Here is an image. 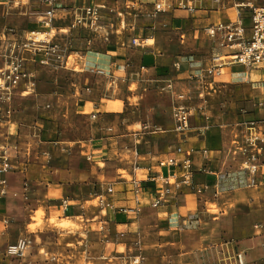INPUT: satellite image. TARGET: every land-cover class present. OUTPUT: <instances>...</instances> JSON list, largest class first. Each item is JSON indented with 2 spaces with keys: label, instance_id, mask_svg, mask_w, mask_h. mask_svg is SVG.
Returning <instances> with one entry per match:
<instances>
[{
  "label": "rangeland",
  "instance_id": "rangeland-1",
  "mask_svg": "<svg viewBox=\"0 0 264 264\" xmlns=\"http://www.w3.org/2000/svg\"><path fill=\"white\" fill-rule=\"evenodd\" d=\"M194 1L196 4L199 3V0H175L174 3L172 0H160L155 3L152 12L159 11L162 13L157 24V38L152 39L151 37L143 36L134 38L137 43L134 44L132 42V45L136 51L139 52L148 47H155L157 43H161L162 39L165 38L164 36L167 38L169 34L173 35L167 26L168 24L170 26V19L168 20L167 13L174 6H189V3ZM207 1L215 3L214 0ZM131 4L128 11L131 12L130 17H133L141 9L134 5V0H131ZM57 6L58 4H56V17L67 14L65 12L58 13ZM90 7L99 9L95 19L93 18L95 23L85 22L84 26L80 24L72 27L77 17L84 16L83 10L72 20L71 24L63 29L61 36L68 34L73 29L83 28L95 33L97 38H106L109 35V31L102 29L105 19L102 12H116L117 8H119V16L122 15L120 27L122 28L125 25L124 20L127 15L123 11L125 7L124 0H120L117 4L113 3V7L109 8L106 7L105 2ZM44 9L45 5L42 0H0V145L8 149L12 164L11 169L6 174L9 193L2 201L0 214L5 211L3 205H5L8 197L17 200V204H19L17 214H20L22 205L26 206V220L23 221L22 217H20V220H16V223L24 222L19 225L18 236H21V239L29 240V244L22 256L13 259L4 258V260H8V264H21V260H23L22 264H58L50 259L51 255H57L61 258L59 263L62 264H135V258L139 260L137 264H215V262L219 264H264V202L254 197V191L257 192V189L264 190V181L258 176L259 164L254 159V157L258 158L264 152V104H256L251 100L245 101L240 94L238 95L243 87H240L237 92V90H234L233 85L211 84L210 93H207L201 99L196 97L191 101L196 105L199 102L198 100H200L199 106L195 107L199 111H207L210 123L215 125L213 128L214 136H209V138L211 137L210 144L212 148L215 150V147L222 139L224 140V147L222 148L221 146V150L210 154L206 152L207 157L209 155L212 158L211 165L208 166L212 171L211 173L192 172L194 177L193 186L190 187L191 191L188 195L182 198L184 205L182 212L189 216L188 222H190L185 232L162 230L156 221L155 210H153L142 218L140 224L136 222L132 226L136 229L130 231L129 228H122L125 233L118 237V241L114 240L116 238L114 236L109 237L111 241L108 245H105L107 247L106 250L102 249L103 245L100 243H95L91 248L83 251L82 248L76 247L72 241L84 243L85 235L83 232L86 218L83 216L78 217L79 223L72 222L69 219L59 220V217L65 213L66 208L68 211L73 206L82 209V207L78 206V202L68 197V193V196L63 195L57 185L48 191L46 189L47 183L39 184L41 190L35 198L33 196L30 198L25 192L18 194V192L12 190L13 183H10L9 178L12 171L16 168L12 160L14 151L10 148L11 143L17 142L18 138H20L21 142H27L30 145L39 143L40 139L43 140L45 137L39 131L42 127L40 126L41 123L37 124V122L45 115L51 113L41 103L44 100L40 101L35 94L40 89L53 91L54 88L51 85L48 87L47 84H53V77L56 75L59 76V79H62V83H59L62 85L60 89L65 92L64 88L70 89V79L75 82L77 77H82L83 73H85L83 68L77 65V60L82 59V56L73 53H70L71 55L68 54V51L62 47L65 45L64 40L57 41L58 31L56 26H54L52 33L49 35V45L56 47L55 56L59 60L52 61L50 64L41 63L40 54L42 51L39 49L44 48L36 44L31 46V50L24 49L21 54L19 53L23 61L24 75L18 77L17 83L13 84L5 78L4 71L8 68L7 55L9 54V48L17 47L18 43L23 41L25 37L30 38L32 31L37 33V30H43L41 29L40 19ZM165 32L167 33L164 35ZM120 34L123 36V31ZM175 35L178 37L174 42L175 46L170 49L159 46V49L156 50V56L164 64L167 63L168 59L173 58L171 65L173 73L181 69L179 63H175L174 60L178 55L183 56L179 61L184 63L189 61L202 62L204 64L210 58L211 47L209 44L191 41L186 47H183L179 39L180 35ZM52 46L48 47L52 48ZM69 49L71 48L69 47ZM28 56H33V59L30 60L27 58ZM29 63H31L30 66ZM27 66L29 67L27 68ZM53 66L58 68L53 69ZM91 70H94V68ZM250 70L255 80L264 79V65L260 68H251ZM142 71L138 70L136 76L128 84L125 81H120L126 78L125 74L119 75L120 77L113 80L104 72L97 70L95 73L104 74L99 86L101 89H105L109 99L110 97L116 99L115 101L118 103L117 111L122 107L123 100L121 98L126 95V91L133 93L143 91V102L139 101L137 97H131L132 105L146 104V116L157 112H167L164 117L170 119L169 115L173 113L175 100L179 101L181 93L172 95L173 86L170 88L169 82L167 85L165 83V85H159L161 87L155 84L156 69H154L153 64H149ZM205 73L208 77H212L207 70H205ZM246 85L243 84L244 87ZM165 87L167 89H164ZM249 87L252 89L253 94L255 89L258 88L256 97L259 102L262 101L264 85L257 84L254 86L250 82ZM178 88L182 91L186 90L187 84L184 83ZM219 89L223 93L221 96ZM184 95L186 99L179 102L188 106L191 109L192 116L198 119V112L188 105L190 104L188 96L185 93ZM63 106L67 108V114L64 113L66 110H61L63 112L61 124L64 130L67 133L70 131L75 141H78L80 135L76 128V121L72 114L73 110H71L72 107L69 100L65 101ZM45 108L46 110H44ZM252 113L254 115H251ZM96 114H91L89 120L83 121L82 124V128H91L89 131L94 141L82 143L83 148L78 153L90 164L91 174L96 181L93 182L95 192L88 197L76 196L81 199L83 207L87 209L92 207L100 208L97 194L102 191L107 194L108 188L112 187L114 193L109 195L110 197L107 195L109 198H116L117 201H131L126 204L127 206L123 207H135L134 194H127V192L134 189V179H140L136 176L137 174L134 175V169L136 165L139 166L140 169L136 172L139 174L142 173V169H151L150 165L143 166L142 162L144 159L140 158L137 146L152 140L153 150L157 152L160 149L156 140L160 135L170 133L174 136H180L188 133L191 129L186 133L177 132L174 119L175 125L171 127V131L161 132L160 129L154 128L145 118L144 122L130 127V130L133 131L132 134L136 135H132L127 143L122 131L124 123L122 116L114 117L111 128L102 132V119L98 118ZM202 117L206 118L205 116ZM148 119L150 120V117ZM145 125H148L147 129H145ZM100 131L102 136L111 138L112 151L110 154L107 153L108 157L106 156L107 142L101 139ZM222 133L223 138L221 137ZM115 136L122 137L124 150L117 148L119 143L116 138H113ZM159 166H153L154 172H158ZM184 168L182 167L181 171L177 172L179 180L182 179ZM190 169L192 170L191 166ZM218 173H220L221 177H218ZM128 185H131L130 188L127 187ZM181 186L182 188L178 191L185 189V185ZM52 198L53 200L50 201L49 199ZM48 204H52L55 210L46 211ZM117 204L119 203L117 202ZM149 205L153 207L151 203ZM143 206L144 203L141 208ZM107 211H110V209H107ZM104 212L100 208V213L97 215ZM139 213L136 211L137 218H139ZM232 221L237 227L234 237L236 236L240 239L250 238L249 244L241 245L239 251L236 250L234 244H227L232 241L230 236ZM8 224V222H4L3 226H0L2 229L0 233L1 247H7L8 245L6 241L8 233L4 231ZM15 229L12 233L16 231ZM60 229H70V233L77 235L75 240L67 241L68 245H72L73 251L67 252L66 249H61L63 242L56 245L54 238L48 237L47 231L56 232L60 231ZM129 233L132 235H129ZM224 233H228V235ZM94 237H97V235L93 234ZM58 246V250L56 252L53 251ZM238 253L242 255V262L238 260ZM46 260L50 261L46 262Z\"/></svg>",
  "mask_w": 264,
  "mask_h": 264
},
{
  "label": "crops",
  "instance_id": "crops-1",
  "mask_svg": "<svg viewBox=\"0 0 264 264\" xmlns=\"http://www.w3.org/2000/svg\"><path fill=\"white\" fill-rule=\"evenodd\" d=\"M119 1L120 0L57 1V12H65L67 14L56 17L55 26L58 31L56 39L57 41L64 40L65 45L61 46L68 51L69 55H71L70 53H73L82 56V59L77 60V65L81 66L85 73H83L82 77H77L75 82L70 79V89L64 88L66 90L65 92L60 89V86L62 85L59 83H62V79H59V76L57 75L53 77V84H47L48 87L51 85V87L54 88L53 91L50 89H40L35 95H37L40 101L44 100L41 101V103L44 107L48 108L47 110L51 111L49 114L50 116L45 115V117H42L37 122V124L41 123L40 126L42 127L39 131L43 133V137L45 138L43 140L40 139V142L34 145H30V143L27 142H21L20 138H18L17 142L11 143L10 145V148L14 151L12 160L15 165L14 167L16 168L12 171L9 178L10 183H13V186L11 184L13 191L18 192V194H23V192H25L30 198L32 196L35 198L39 195L41 190L39 184L47 183L46 189L48 191L53 186L57 185L61 189L63 195L68 196L69 194L68 197L78 202L80 208L82 207V209H78L73 206L70 211L66 208L65 213L59 217V220L69 219L72 222L79 223L80 221L78 220V217L83 216L86 218L84 223L85 229L83 232L85 235L84 243H81L80 241H72L76 247L82 248L83 251L91 248L95 243H100L103 245L102 249L106 250L107 247L105 245H108L111 241V238L109 237L114 236L116 237L114 240L118 241V237L125 233L122 228H129L130 231L136 229L132 226L136 224V222H139L140 224L142 218L153 210H155L158 225L164 231L185 232L188 225H190V222H188L189 216L182 212V208L184 207L182 198L187 196L191 191L189 186H185V189L178 191L175 195L167 196L168 199H166V201H168V203L165 201L161 206L153 208L149 204L157 194V186H161L162 182L160 181L157 184L154 181L149 182L144 188V206L140 210V215L138 214L139 218H137L136 210L129 214L118 210L107 211L108 221L104 220L103 223H105L106 228L109 229L107 230L108 232L100 230V221H91L95 218V215L100 213V208L92 207L87 209L82 206L83 203L81 202V199L76 196L88 197L95 192L93 182L96 181L91 174L92 171L90 164L82 155L78 154L83 148L82 143L94 141V138H92L89 131L91 128H82L83 121L89 120L91 114L97 113L96 116L102 119V132L111 128L110 126L114 121V117L122 116L124 121L122 131L124 132L123 136L126 137L125 141L127 143L132 135H136L132 134L133 131L130 130V127L133 125L137 126L144 122L146 120L145 118H147V121L154 128L160 129L161 132L171 131V127L175 125L173 113H170V119L164 117L167 112H157L146 116V104L132 105L130 101L131 97H137L139 101L143 102V91L137 93L126 91V95L121 98L123 100L122 107L117 111L118 103H116V99H112L111 97L109 99V97H107L108 95L105 93V89H101L99 86V83L102 82V75L108 74L114 80L117 77H120L119 75L125 74L126 78L120 81H125L128 84L132 78L136 76L138 70L142 71L149 64H153L154 69H156L154 76L155 84L159 86L164 83L167 85L168 82H171L173 86V90L171 91L173 93L172 95L176 93H185L190 102L188 105L198 112V119L192 116V128L190 130L191 132L189 131L190 133L188 132L180 136H174L167 133L166 135H160V137L157 138L156 142L160 151L154 152L152 140L137 146L138 152L141 156L140 158L144 159L142 162L143 166L150 165L152 171H154L153 166L160 165V162H163L168 158L176 159L177 165L172 168L169 166H159L160 172L163 176L168 175L171 171L179 173L185 164H190L193 172L199 171L204 174L212 172L208 168V166L211 165L212 158L209 155L207 157L206 151L210 154L221 150V146L222 148L224 147V140L222 139V141H220L215 147V150L212 148L210 141L211 137L214 136L213 128L215 125L210 123V117L207 114V111H199L196 108L199 106V103H201L200 100H198L199 102L196 105L191 102L196 97L201 99L205 97L207 93H210L211 84L222 86L233 85L234 90H237V92L240 87H243L238 95L240 94L245 101L251 100L256 104L264 103V96L262 98L263 100L260 102L256 97V91H258V88L255 89L253 94L252 89L249 87L250 82L254 86L257 84L264 85V79L255 80L250 69H247L242 65L230 63L227 66L222 67V74L220 76L208 77L205 73V70L211 65L210 59L212 55L226 54L228 52L227 48L219 46L213 39L206 35L205 29L217 22L233 19L239 11H241L244 17L245 24L249 25L250 10L239 7V4L247 2L248 0H223L221 6L213 1L199 0V3L196 4L194 1L193 3H189V6H174L167 13L168 20L170 19V26L169 24L167 26L170 28L173 35L169 34L167 38L164 36L165 38H161L162 41L159 44L157 43V46L148 47L139 52H137L132 45L134 38L139 36L151 37L152 39L157 38V24L162 13L159 11L152 12V9L154 8L155 3L160 0H134V5L140 8L141 11L134 14L133 17H130L131 12L128 11L129 6L132 5L131 0H124L125 7L123 8V11L127 16L124 20L125 25L122 28L120 27L122 15L119 16V8H117L118 10L116 12L112 13L103 11L102 15L105 19L102 24V29L109 31V35L106 38H97L95 33L89 31V29L83 28L73 29L68 34L61 36L63 29L71 24L72 20H74V18L77 17L86 7L97 6L101 2H105L106 7L109 8L113 7V3L117 4ZM174 1L175 0H172L173 3ZM257 4L261 5L262 0L257 1ZM121 31L124 33L123 36L120 34ZM166 33L167 32H165L164 35ZM175 34L180 35L179 39L183 47H186L191 41L209 44L211 47L209 54L210 58L206 60L204 64L202 62L189 61L184 63L183 61H179L183 56L178 55L174 60L175 63H179L181 69L176 70L173 73L171 70L173 58L168 59L167 63L164 64L163 61L156 56V50L159 49V46L167 49L175 46L174 42L178 39ZM69 47L71 49H69ZM27 58L32 60L33 56H28ZM30 64L31 63H29V66ZM29 66H27V68ZM39 67L48 68L45 66ZM52 68L54 69L58 67L53 66ZM92 68H94V70H91ZM98 69L104 70V74L95 73ZM184 83L187 84V88L182 91L178 86ZM243 84L247 85L244 87ZM164 89L167 88L165 87ZM174 90L175 92H173ZM219 90L220 96L223 95L221 89ZM67 100H69V103L71 104V110H73L72 114L76 121V128L80 135L78 141H75L71 132L69 131V133H67L61 124V117L63 115L61 110L65 111L67 109L63 106L64 102ZM46 108L44 110H46ZM64 113L67 114V110ZM251 115L254 114L252 113ZM41 116L43 115L41 114ZM202 116H205L206 118ZM148 117H150V120ZM102 132L101 139L107 142V156V153L110 154L112 151L111 138L102 136ZM209 136L211 137L209 138ZM222 136L223 133L221 137ZM113 138L118 140L119 146L117 148L124 150L122 147V137L115 136ZM254 159L257 160V163L259 164L258 176L264 181V152L258 158L254 157ZM141 171L142 173L138 174L139 178L143 180L147 179L149 169L145 168ZM159 174L160 173H158V175ZM218 177H221L220 173H218ZM130 186L128 185L127 187L130 188ZM129 193L134 194L135 196L133 191L127 192V194ZM109 197L108 200L117 208L127 206L126 204L131 202L117 201L116 198L111 199ZM49 200L52 201L53 198ZM117 202L119 204H117ZM17 203L18 202L15 198L10 199L8 197L5 205H3L5 211L0 214V226H3L4 222L9 223L4 230L5 233H8L6 239L8 244L7 247L15 244L21 239V236H18L20 231L19 225L26 220L27 207L22 205L20 214H17L19 207V204ZM29 206L32 207L31 205ZM45 210H55V207L52 204H48ZM20 217H22L23 221H21V223L19 221L20 224H18L16 223V220H20ZM233 223L234 222L232 221V231L230 233L232 241L227 244H234L236 250L239 251L241 245L249 244L248 242L250 238L240 239L236 236L234 237V232H236L237 227L235 226L236 224L234 223L233 225ZM14 228H16V231L12 233ZM1 232L2 229L0 227V233ZM47 234L49 235L48 237L54 238L56 245L63 242L61 249H66L67 252L73 251L71 247L72 245H68L67 241L75 240L77 235L70 233V229H60V231L56 232L47 231ZM93 234L97 235V237L93 238ZM224 234L228 235V233ZM129 235L132 234L129 233ZM7 247H1L0 239V264L5 262L8 263V260L3 259V250ZM58 248L59 246L53 251L56 252ZM246 257H248V255H246ZM50 259L55 263L62 264L59 263L61 258L57 255H51ZM49 261L50 260H46V262ZM22 263L23 260H21V264ZM215 264L219 263L215 262Z\"/></svg>",
  "mask_w": 264,
  "mask_h": 264
},
{
  "label": "built area",
  "instance_id": "built-area-1",
  "mask_svg": "<svg viewBox=\"0 0 264 264\" xmlns=\"http://www.w3.org/2000/svg\"><path fill=\"white\" fill-rule=\"evenodd\" d=\"M58 0H42L45 5V9L43 14L41 15L40 23L42 25L41 29L37 33L33 32L30 35V38L25 37L23 41L18 43L17 47H10L9 54L7 55L8 60V68L4 71L5 78L8 79L11 83H17L18 77L24 75L23 73V61L21 58L22 50L28 49L31 50V46L39 44L42 51L41 55V63L50 64L52 61L59 60L56 58V47L49 45L50 37L49 35L52 33L54 29V22L56 20L55 11L56 4ZM216 4L222 5L223 0H214ZM259 0H248L247 2H243L239 4L240 8H246L250 10V24L246 25L244 22V17L241 11L237 12L233 19L229 21H220L217 22L205 29V33L213 39L219 46L225 47L228 49L226 54H214L211 57V65L207 69V72L210 76L216 77L222 74V67L227 66L228 64H238L246 67L247 69L251 68H259L264 65V0H262V4H257ZM99 9H95L94 7H87L84 9V16L77 17L73 22L72 27L78 26L82 24L85 25V22L95 23V19ZM43 35V37H41ZM134 44L137 43V40L134 39ZM48 46H52L49 48ZM2 55V54H1ZM100 72H104L102 69H98ZM169 87H172V84L169 83ZM186 97L184 94L179 96V101L185 100ZM175 100V105L173 109L174 119L176 121V129L179 133L188 132L191 125V109L183 104ZM264 104V103H263ZM148 128V125H145V129ZM207 152V151H206ZM0 206L2 205V201L8 196L9 193V185L7 179V172L11 169V159L8 155V149L4 146L0 145ZM176 164V159L168 158L167 160L160 162V166H169L174 167ZM183 174L181 176V180H179V176L177 172L171 171L168 175L163 176L161 172H154L149 169L147 179H134V202L135 207H120L117 208L113 203L108 200V196L114 193V189L112 187L108 188V193L106 194L104 191L99 192L97 194V198L99 200L100 208L104 213L100 215H96L91 221H100L101 231H107L106 224L103 221H108L107 219V209L110 211H121L124 213H130L133 211L140 212L141 206L143 204V198L145 190L144 188L151 181H154L156 184L158 182H162L161 186H157V194L155 198L151 200V205L153 207H159L163 202L166 201L167 196H172L177 193L179 189L182 188L181 185L193 186L194 177L192 174V170L190 169L189 164L184 165ZM139 166L136 165L134 169V175L137 177L139 173ZM158 173H160L158 175ZM145 184V185H144ZM108 195V196H107ZM168 202V201H166ZM29 244V240L27 239H19L15 244L9 245L6 250L3 252V259H13L19 258L22 256L24 250L27 248ZM139 258V257H138ZM238 260L243 261L242 255L238 253ZM139 260L134 259V263L137 264ZM3 264H8L7 262Z\"/></svg>",
  "mask_w": 264,
  "mask_h": 264
},
{
  "label": "bare ground",
  "instance_id": "bare-ground-1",
  "mask_svg": "<svg viewBox=\"0 0 264 264\" xmlns=\"http://www.w3.org/2000/svg\"><path fill=\"white\" fill-rule=\"evenodd\" d=\"M158 5L159 6H161L159 3H158ZM159 172H160V168H159V170H158ZM254 197L256 198V199H259V200H261V201H263L264 202V190L263 189H257V192L256 191H254ZM24 253V252H23ZM23 255V254H22Z\"/></svg>",
  "mask_w": 264,
  "mask_h": 264
}]
</instances>
